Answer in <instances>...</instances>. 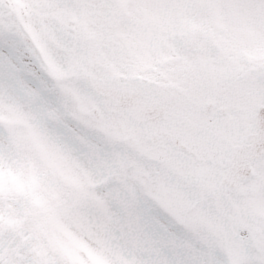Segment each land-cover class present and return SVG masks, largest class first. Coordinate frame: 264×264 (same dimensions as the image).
<instances>
[{
    "label": "snow or ice",
    "instance_id": "snow-or-ice-1",
    "mask_svg": "<svg viewBox=\"0 0 264 264\" xmlns=\"http://www.w3.org/2000/svg\"><path fill=\"white\" fill-rule=\"evenodd\" d=\"M0 264H264V0H0Z\"/></svg>",
    "mask_w": 264,
    "mask_h": 264
}]
</instances>
